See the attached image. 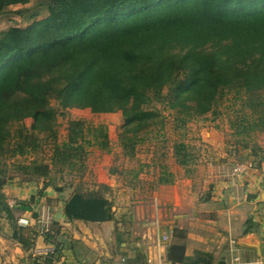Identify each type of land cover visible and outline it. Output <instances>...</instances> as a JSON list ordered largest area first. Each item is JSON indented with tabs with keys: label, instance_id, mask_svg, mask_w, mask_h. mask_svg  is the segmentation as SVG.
<instances>
[{
	"label": "trees",
	"instance_id": "1",
	"mask_svg": "<svg viewBox=\"0 0 264 264\" xmlns=\"http://www.w3.org/2000/svg\"><path fill=\"white\" fill-rule=\"evenodd\" d=\"M29 1L0 0V14ZM17 13L32 22L0 34V219L29 264H40L31 253L37 236L54 248L44 264L56 262L62 247L57 223L48 231L18 225L31 205L10 206L4 194L13 147L56 139L57 120L70 109L119 112L123 134L134 136L161 124L157 104L203 114L224 90L264 92V0H42ZM22 172L25 182L46 180L49 167ZM111 207L99 196L79 198L72 212L112 221ZM167 245V253L183 251ZM180 264H212V257L198 251Z\"/></svg>",
	"mask_w": 264,
	"mask_h": 264
},
{
	"label": "rangeland",
	"instance_id": "2",
	"mask_svg": "<svg viewBox=\"0 0 264 264\" xmlns=\"http://www.w3.org/2000/svg\"><path fill=\"white\" fill-rule=\"evenodd\" d=\"M41 1L30 0L27 5L13 6L0 14V34L11 27L30 24L28 13L17 11L33 9ZM44 16L43 13L38 18ZM156 109L161 113V124L134 136L123 134L119 112L67 110L65 117L57 120L56 139L13 147L5 161L8 184L4 194L8 203L15 206L29 202L35 212L30 213L42 214L47 227L51 223L45 218L47 213L62 209V203L66 207L72 193L99 196L111 200L115 214L126 226L134 211L135 221L130 227L140 233L145 231L144 239L151 243L163 234L162 226L176 212L175 208L183 206L179 201L180 190L187 188L183 187L185 181H202L216 170L231 174L235 164L251 162L250 178L264 163V92L246 88L224 90L213 109L203 114L171 111L158 104ZM31 122L26 119L24 124L29 127ZM33 164L49 167L46 180L25 182L23 166ZM45 183L48 187L39 196ZM209 184L203 183L199 193L206 194ZM171 200L179 205L171 206ZM240 227L238 220L237 228ZM0 228L10 232L3 219Z\"/></svg>",
	"mask_w": 264,
	"mask_h": 264
},
{
	"label": "crops",
	"instance_id": "3",
	"mask_svg": "<svg viewBox=\"0 0 264 264\" xmlns=\"http://www.w3.org/2000/svg\"><path fill=\"white\" fill-rule=\"evenodd\" d=\"M244 181L232 180L230 172L213 171L202 181L187 180L180 190L183 206L162 226L163 234L147 242L145 231L130 227L135 221L134 211L128 216V225L115 214L111 200L112 221H87L72 212L76 199L93 198V195L71 194L62 209L47 213L45 218L58 224L56 241L61 244L58 264H180L183 257L195 252L208 253L212 264H236L240 262L264 264V163ZM219 175H216L218 174ZM209 182L206 194H200L203 183ZM184 183V182H183ZM176 187V186H173ZM196 191L195 195L193 194ZM198 191V192H197ZM107 200V199H106ZM35 204L39 201L34 200ZM171 200V206L179 205ZM25 211L31 228L38 227L42 214L34 216L33 206ZM65 208V210H63ZM172 213V212H171ZM178 214V215H177ZM249 214V216H248ZM247 220L244 221V217ZM241 227L237 228V221ZM4 229V228H3ZM0 228V264H29L28 254L10 238V232ZM163 235L168 236L169 246L183 250L180 255L167 253V246L158 243ZM53 247L37 236L31 253L44 252ZM148 260L150 263H148Z\"/></svg>",
	"mask_w": 264,
	"mask_h": 264
},
{
	"label": "built area",
	"instance_id": "4",
	"mask_svg": "<svg viewBox=\"0 0 264 264\" xmlns=\"http://www.w3.org/2000/svg\"><path fill=\"white\" fill-rule=\"evenodd\" d=\"M253 169V165L252 163H237L233 166L232 168V172L230 174L231 176V179L232 180H237L240 181V179L242 178L243 180L244 179H247L249 177V173L250 171ZM10 206H12L11 204H9ZM41 226V228L44 230V231H48L49 229V226L45 227V223L41 220L38 222ZM18 225L21 226V227H28L29 226V222L26 218L22 217L18 220ZM50 225V224H49ZM167 241H168V236L166 235H163L162 237H160L158 239V243L159 244H163V245H166L167 244ZM54 251V248L51 247L50 249L44 251V252H35L33 253V257H39L41 258L40 260V264H44L42 262V259L44 257H46L49 253H53ZM148 263H150V261L148 260ZM234 263L236 264H254V262L252 263H247V262H240L238 258H235L234 260ZM51 264H58L57 262H53Z\"/></svg>",
	"mask_w": 264,
	"mask_h": 264
}]
</instances>
